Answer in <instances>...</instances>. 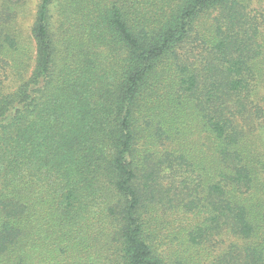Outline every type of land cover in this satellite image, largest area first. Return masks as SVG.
Masks as SVG:
<instances>
[{
  "label": "trees",
  "instance_id": "1",
  "mask_svg": "<svg viewBox=\"0 0 264 264\" xmlns=\"http://www.w3.org/2000/svg\"><path fill=\"white\" fill-rule=\"evenodd\" d=\"M15 20L0 15V264H189L158 251V208L197 217L184 245L210 264H264V7L41 0L36 57Z\"/></svg>",
  "mask_w": 264,
  "mask_h": 264
},
{
  "label": "rangeland",
  "instance_id": "2",
  "mask_svg": "<svg viewBox=\"0 0 264 264\" xmlns=\"http://www.w3.org/2000/svg\"><path fill=\"white\" fill-rule=\"evenodd\" d=\"M249 2L250 7L253 9L257 7H264V0H246ZM41 0H0V15L6 9H13L16 13L15 28L21 40L28 44L36 57V44L32 35L33 27L37 19L38 7ZM255 14V13H253ZM211 18L209 15L203 16L200 22L196 25L209 24ZM264 32V23L262 24ZM195 51L191 49L190 46L186 47L183 51L187 55L188 61L195 63L199 66L198 61H200L201 50L196 46ZM197 61V62H196ZM34 63V62H33ZM264 73V70H263ZM259 94L264 96V81L259 85ZM256 127L255 123H252L251 127ZM255 137L256 150L258 153L264 156V124L261 125L260 131H252ZM197 136L191 137V139L196 141ZM184 212H178L177 209H172L163 212L162 209H156L154 213L155 220L152 221V232L154 237H156L157 249L160 253H176L171 257L172 261L179 260L177 257V252L182 250L188 251L186 257L189 258V264H210L213 260V249L205 248H194L187 249L185 244V239L188 233L193 229V225L196 223L197 217L194 214H183ZM226 244L221 243L224 248L229 246L232 242L231 239H227ZM224 240V241H225ZM41 264H51L49 258Z\"/></svg>",
  "mask_w": 264,
  "mask_h": 264
}]
</instances>
